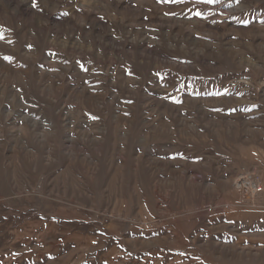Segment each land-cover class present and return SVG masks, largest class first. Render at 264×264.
Segmentation results:
<instances>
[{
    "label": "rangeland",
    "instance_id": "374dc122",
    "mask_svg": "<svg viewBox=\"0 0 264 264\" xmlns=\"http://www.w3.org/2000/svg\"><path fill=\"white\" fill-rule=\"evenodd\" d=\"M0 264H264V0H0Z\"/></svg>",
    "mask_w": 264,
    "mask_h": 264
},
{
    "label": "snow or ice",
    "instance_id": "6c2138e0",
    "mask_svg": "<svg viewBox=\"0 0 264 264\" xmlns=\"http://www.w3.org/2000/svg\"><path fill=\"white\" fill-rule=\"evenodd\" d=\"M209 3L213 2V0H208ZM199 15V13H197Z\"/></svg>",
    "mask_w": 264,
    "mask_h": 264
},
{
    "label": "bare ground",
    "instance_id": "6f19581e",
    "mask_svg": "<svg viewBox=\"0 0 264 264\" xmlns=\"http://www.w3.org/2000/svg\"><path fill=\"white\" fill-rule=\"evenodd\" d=\"M230 183H231V182H230ZM230 183H229V184H230ZM232 183H233V182H232ZM232 183H231V184H232ZM260 190H261V189H260ZM260 190L257 189L258 192H260Z\"/></svg>",
    "mask_w": 264,
    "mask_h": 264
}]
</instances>
